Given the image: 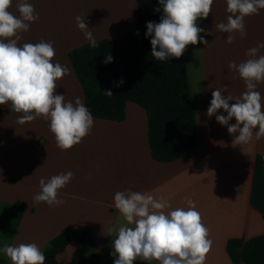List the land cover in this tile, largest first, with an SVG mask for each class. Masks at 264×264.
<instances>
[{
  "label": "crops",
  "instance_id": "crops-1",
  "mask_svg": "<svg viewBox=\"0 0 264 264\" xmlns=\"http://www.w3.org/2000/svg\"><path fill=\"white\" fill-rule=\"evenodd\" d=\"M33 5L39 19L22 32L18 46L25 43L50 42L55 50L52 62L60 63L69 73L56 81V93L65 102L85 96L70 60V53L85 44L75 17L85 18L96 41L115 40L126 35L137 19L136 0H26ZM18 0L9 11L19 16ZM226 0H214L206 19H198L200 33L209 43L188 45L182 57L189 79L191 100L197 124V142L193 153L173 161L152 157L148 139L146 111L134 102L126 105L122 121L93 117L88 135L68 150L57 147L49 121L38 117L17 123L20 113L10 105H0V264H11L2 251L5 244L35 243L44 251L66 228L88 227L92 232L84 264H114L109 229L126 223L113 206L114 194L131 189L151 192L171 202L172 208L188 207L191 198L207 227L212 241L204 264H233L227 243L232 239L248 241L264 235V138L233 146V135L209 117L212 92L240 96L244 80L234 70L249 57L246 52L264 43V9L245 17L246 35L226 42L227 33L216 25L227 23L231 15ZM264 55V48L257 57ZM226 87V90H225ZM256 91L264 98V82ZM230 103H234L231 101ZM227 115L223 109L217 115ZM235 118L229 121L234 124ZM72 172L70 182L58 190V206L36 203L39 181ZM133 227V225H129ZM79 244L71 242L58 254L59 264H71ZM134 264H159L137 259Z\"/></svg>",
  "mask_w": 264,
  "mask_h": 264
},
{
  "label": "clouds",
  "instance_id": "clouds-1",
  "mask_svg": "<svg viewBox=\"0 0 264 264\" xmlns=\"http://www.w3.org/2000/svg\"><path fill=\"white\" fill-rule=\"evenodd\" d=\"M214 0H159L162 15L159 23L146 24V38L151 37V55L164 61L180 58L188 45L208 41L200 36L206 32L197 26L198 19H206ZM12 0H0V105H10L11 111L20 113L17 123L31 122L38 117L49 121L56 145L61 150L71 149L89 134L94 120L79 97L75 104L65 102L62 94L56 93V81L69 73L66 66L53 63L55 50L50 42L25 43L20 33L27 32L30 23L39 19L32 4L18 0L19 16L9 11ZM226 11L230 13L227 23L216 28L227 33L226 42L246 35L244 19L259 14L264 9V0H226ZM156 11H161L157 8ZM77 27L84 32L85 39L93 48L97 41L81 16L75 17ZM138 34V33H137ZM264 43L249 49L245 61L231 62L228 67L244 80L246 90L238 97L224 96L221 89L212 92L207 115H215L219 124L227 126L233 135L232 144L245 145L264 138V98L256 91L257 84L264 82V55L257 53ZM112 61L106 55L105 63ZM120 83H124L121 79ZM226 90V87H225ZM112 96L110 90L103 91ZM234 101V103H230ZM223 109L227 115L219 114ZM235 118L234 124H229ZM73 177L72 172L60 173L45 181H39L40 192L33 197L36 203L46 202L49 206L64 203L58 199V190L65 187ZM188 207L172 208L171 202L151 192H134L130 188L118 191L113 197V206L126 223L109 229L115 233L112 242L114 264H134L137 259L159 264H204L212 241L207 227L191 198H185ZM133 225V227H129ZM3 253L11 264H45V254L35 243L19 245L5 244Z\"/></svg>",
  "mask_w": 264,
  "mask_h": 264
},
{
  "label": "trees",
  "instance_id": "trees-1",
  "mask_svg": "<svg viewBox=\"0 0 264 264\" xmlns=\"http://www.w3.org/2000/svg\"><path fill=\"white\" fill-rule=\"evenodd\" d=\"M136 1L137 19L126 35L97 41L95 48L85 44L69 55L85 106L93 117L122 121L127 103L134 102L147 114L152 157L164 162L188 157L196 146L197 124L185 61L182 56L161 61L151 55L146 24L160 22L162 6L159 0ZM106 55H111V62H104ZM106 90L113 95H106ZM91 238L88 227L63 229L43 251L45 264H59L58 254L71 242L79 244L71 264H84ZM227 252L233 264H264V235L232 239Z\"/></svg>",
  "mask_w": 264,
  "mask_h": 264
}]
</instances>
